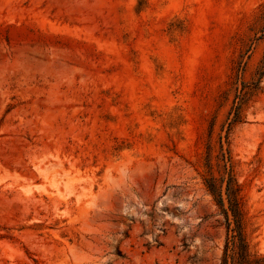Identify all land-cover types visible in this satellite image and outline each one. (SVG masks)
I'll return each mask as SVG.
<instances>
[{"label": "rangeland", "instance_id": "1", "mask_svg": "<svg viewBox=\"0 0 264 264\" xmlns=\"http://www.w3.org/2000/svg\"><path fill=\"white\" fill-rule=\"evenodd\" d=\"M230 177L264 255V0H0V264H220Z\"/></svg>", "mask_w": 264, "mask_h": 264}, {"label": "trees", "instance_id": "2", "mask_svg": "<svg viewBox=\"0 0 264 264\" xmlns=\"http://www.w3.org/2000/svg\"><path fill=\"white\" fill-rule=\"evenodd\" d=\"M208 188L212 195L218 196L221 205L225 206V200L228 203V206L224 209L227 218V238L220 264H264V255L252 253L247 241L238 198V186L233 177H230L226 184L225 198L214 181L208 182ZM229 213H231L232 219L229 218Z\"/></svg>", "mask_w": 264, "mask_h": 264}, {"label": "water", "instance_id": "3", "mask_svg": "<svg viewBox=\"0 0 264 264\" xmlns=\"http://www.w3.org/2000/svg\"><path fill=\"white\" fill-rule=\"evenodd\" d=\"M165 202H166V198H163L160 200V202H159V205H160L159 210L160 211H163V206L165 205Z\"/></svg>", "mask_w": 264, "mask_h": 264}]
</instances>
